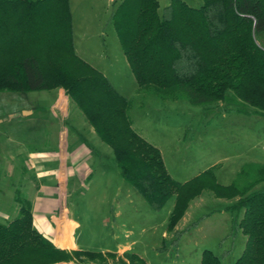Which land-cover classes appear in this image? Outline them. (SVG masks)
Returning a JSON list of instances; mask_svg holds the SVG:
<instances>
[{
    "label": "trees",
    "instance_id": "trees-1",
    "mask_svg": "<svg viewBox=\"0 0 264 264\" xmlns=\"http://www.w3.org/2000/svg\"><path fill=\"white\" fill-rule=\"evenodd\" d=\"M109 21L137 90L197 104L221 101L264 115V0H202L197 7L169 0L161 12L157 0H121ZM53 85L64 88L110 145L121 176L150 207L158 210L176 195L169 222L173 227L184 210L182 195L197 184L171 178L159 149L134 130L130 101L75 53L68 0H0V91ZM217 188L230 198L238 196L225 208L235 213L231 235L240 229L246 236L233 264H264V163L244 166L238 180ZM14 200L16 215L0 222V264H53L81 255L106 262L101 252L56 247L33 226L30 201L19 193ZM192 225L177 230L174 243ZM117 261L147 264L129 251ZM200 264L221 262L203 250Z\"/></svg>",
    "mask_w": 264,
    "mask_h": 264
},
{
    "label": "rangeland",
    "instance_id": "rangeland-1",
    "mask_svg": "<svg viewBox=\"0 0 264 264\" xmlns=\"http://www.w3.org/2000/svg\"><path fill=\"white\" fill-rule=\"evenodd\" d=\"M168 1L157 0L159 12ZM184 1L195 7L202 3ZM74 5L76 10L95 6ZM114 6L97 5V11L103 13L99 21L102 26L72 34L74 51L130 101L128 114L134 130L159 149L171 178L181 184L192 181L197 185L182 195L184 210L171 227L176 195L172 194L158 210L150 207L121 176L110 145L96 135L92 143H84L92 150L86 162L91 175L76 179L66 199L72 216L79 222L76 239L84 248L97 252H114L128 246L126 250L136 253L147 264H200L203 250L218 256L221 264H233L242 253L246 236L240 229L231 235L235 213L225 208L238 196L230 198L217 185L226 186L238 180L241 169L248 164L264 163V115L242 112L221 101L197 104L184 98H161L151 89L137 90L109 21ZM59 89L65 93L57 85L45 90L0 91V222L5 221L3 214L10 218L16 215V193L28 200L35 196L38 173L29 153L59 150L66 132L68 142L81 136L75 131L71 116L61 120L59 111L52 107ZM66 96L68 108L73 109L75 103ZM33 107L49 121L46 131L41 123L23 118L24 111ZM54 111L56 118L52 117ZM86 138L88 135L82 134L80 141ZM5 146L15 156L12 164L6 163ZM74 152L82 153L81 149ZM56 166L45 165L48 169ZM55 182L53 177L46 179L50 185ZM47 194L42 193L40 198H47ZM189 225L190 229L174 243L175 232ZM109 259L108 263L113 260L118 264L114 257Z\"/></svg>",
    "mask_w": 264,
    "mask_h": 264
},
{
    "label": "crops",
    "instance_id": "crops-1",
    "mask_svg": "<svg viewBox=\"0 0 264 264\" xmlns=\"http://www.w3.org/2000/svg\"><path fill=\"white\" fill-rule=\"evenodd\" d=\"M120 1L121 0H68L71 13L72 34L74 35L76 32H86L88 30L101 27L102 25L99 21L103 19V13H99L97 11V5L110 3L114 6ZM75 3H85L95 6L91 8H79L76 10L74 5ZM95 9L96 11H93ZM52 107L59 111L61 120L65 119L66 116H71L73 119L72 121L74 122L75 131L81 136L78 135L77 137L72 138L71 142H68L66 141V132V135L64 136L65 142L64 144L60 145L59 150H44L29 153L32 155L30 157V161H32L31 163L35 166V170L38 173V181L35 182V196L32 200H29L31 203L32 224L43 236L48 238L56 247L60 249H64L69 252H97L84 248L77 241L75 232L79 222L72 216L66 204L67 196L70 194L76 179L80 177H86L87 179L91 175V169L88 167L86 162L91 157L92 150L85 146L84 143H92L97 134L93 127H91L86 122L83 114L76 106H74L73 109L68 108V97L65 95L64 91H62V89L57 91L56 98L52 103ZM33 109L34 107L30 111H24L23 118L25 120L32 118V120L41 123L42 127H44L43 129L46 131L47 123L49 121L44 118L45 115H42L41 112ZM24 110L28 109L24 108ZM38 112L40 114H38ZM52 117L56 118L55 111L53 112ZM84 133L88 135V139L86 138V140L83 142L80 141V139L82 138V134L85 135ZM43 140H45V136L43 137ZM4 148L6 154V163L12 164L15 156L12 153H9L7 146ZM80 149L82 151L80 155L74 154V150L78 151ZM48 163H56L57 166L55 169H48L45 167V165ZM48 177H53V179L56 181L54 185L46 183V179H48ZM45 192H49V194H47L48 197L41 199V194H44ZM15 209L18 210V207ZM2 217L5 221L11 219L10 215L7 216L3 214ZM126 249H129V247L123 246L114 252L101 250L103 259L106 260L105 263L100 262L99 257L90 258L81 255L79 260L73 257L71 260L61 261L53 264H110L108 263L110 260L109 257H111L109 253H112V257L117 260L119 257H122L124 252L129 251ZM111 263L116 264L113 260Z\"/></svg>",
    "mask_w": 264,
    "mask_h": 264
}]
</instances>
